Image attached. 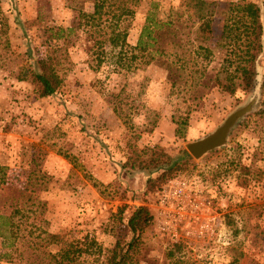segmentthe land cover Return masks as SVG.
Wrapping results in <instances>:
<instances>
[{"label":"rangeland","instance_id":"obj_1","mask_svg":"<svg viewBox=\"0 0 264 264\" xmlns=\"http://www.w3.org/2000/svg\"><path fill=\"white\" fill-rule=\"evenodd\" d=\"M154 1L158 17L165 18L170 7H178L182 19L189 0ZM209 1L225 11L239 0ZM93 2L0 0V214H12L9 241L20 264H48L27 246L33 238L40 242L44 232L60 235L58 244L46 246L50 251L82 247L90 239L103 250L112 248L115 238L110 229L118 209L125 206L128 216L132 207L143 203L153 215L154 192L169 180L144 193L147 173L122 166L130 145L143 150L157 143L173 156L187 152L186 141L211 132L252 94L238 90L231 95L210 85L198 100L178 96L170 92L165 67L145 66L142 57L118 64L107 42L99 64L97 42L114 21L112 13L123 4L134 10L128 24L130 45L136 43L142 17L134 0H107L99 20L86 24L82 14L93 11ZM70 27L73 30L67 31ZM182 34L179 55L190 65L202 54L194 48V34L187 29ZM218 50L214 48L211 56L210 73L224 53ZM52 52L63 80L53 95L37 97L19 75ZM259 103L260 95L254 111ZM181 114H187L188 123L180 139L174 135V119ZM243 119L231 130L226 146L200 159L187 152L190 164L173 177L193 180L223 216L211 241L184 243L187 255L200 264H227L234 257L235 264H264V126L256 117L242 126ZM151 125L152 131H147ZM145 240L148 258L161 262L171 241L153 221ZM2 242L0 237V250ZM92 260L85 258L88 264Z\"/></svg>","mask_w":264,"mask_h":264},{"label":"trees","instance_id":"obj_2","mask_svg":"<svg viewBox=\"0 0 264 264\" xmlns=\"http://www.w3.org/2000/svg\"><path fill=\"white\" fill-rule=\"evenodd\" d=\"M106 1L94 0L93 11L82 14L87 19L86 24L92 25L96 19L99 20ZM134 4L140 5L139 13L142 17L135 45H130L127 41L129 18L134 16V10L123 4L118 7L117 13H112L110 18L114 21L108 25L109 30L105 31V37L97 42L100 48L97 53L99 64L107 53L103 49L107 42V50L116 58L115 62L118 64L122 65L125 60L130 62L142 57L145 66L165 67L170 92L178 96L188 95L198 100L202 89L209 88L210 85L231 95L238 90L251 94L258 86L259 107L244 117L242 126L251 117H256L264 126V70L261 69L264 58V0H239L229 3L225 11L216 10L217 3L214 1L189 0L186 4V15L182 19L184 13L178 7H170L166 17L161 18L156 14L159 6L154 0H134ZM219 15L226 17L222 19ZM101 22L97 23L98 26ZM182 29L194 34L192 41L197 42L194 48L198 55L202 54L199 61L192 59L190 65L187 63L189 59L185 61L179 55L180 48H184ZM58 30L62 31L57 29L56 32H59ZM71 30L73 28L70 27L67 31ZM60 36L58 34V37ZM214 48L223 50L224 53L218 57L217 64L212 67L213 72L210 73L208 66L212 61ZM59 65L57 56L52 52L30 63L20 72L19 79L28 81L37 97L51 96L63 80ZM174 122V135L180 139L184 138L188 123L187 114L179 115ZM152 129L153 125L146 130ZM190 161V156L185 150L173 156L156 143L143 150L130 145V151L122 166L145 171L147 179L144 193H150L176 176ZM125 208L122 206L114 214L110 232L115 241L110 249L103 250L95 240L90 239L82 247H60L50 251L46 246L60 242V235L53 232H44L40 242L36 238L29 240L27 246L33 252H38L48 264H88L86 257H93L90 264H96L98 261V264H200L187 255L189 251L181 241L168 243L163 250L161 262L149 259L145 233L151 226L152 212L147 205L141 203L132 207L128 216H125ZM11 216L12 214H0V237L3 239L0 261L20 264L18 254L15 255L16 250L12 248V241H9L13 227ZM236 261L237 258L234 257L227 264H235Z\"/></svg>","mask_w":264,"mask_h":264},{"label":"built area","instance_id":"obj_3","mask_svg":"<svg viewBox=\"0 0 264 264\" xmlns=\"http://www.w3.org/2000/svg\"><path fill=\"white\" fill-rule=\"evenodd\" d=\"M153 196V224L171 242L211 241L217 235L223 216L193 180L169 179Z\"/></svg>","mask_w":264,"mask_h":264},{"label":"water","instance_id":"obj_4","mask_svg":"<svg viewBox=\"0 0 264 264\" xmlns=\"http://www.w3.org/2000/svg\"><path fill=\"white\" fill-rule=\"evenodd\" d=\"M258 86L244 103L238 105L208 134L195 140L186 141L184 147L195 159H200L209 151L226 146L231 130L246 115L255 110L258 103Z\"/></svg>","mask_w":264,"mask_h":264}]
</instances>
